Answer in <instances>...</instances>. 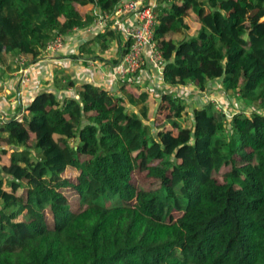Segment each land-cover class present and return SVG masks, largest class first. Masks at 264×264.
Returning <instances> with one entry per match:
<instances>
[{"label": "trees", "instance_id": "trees-1", "mask_svg": "<svg viewBox=\"0 0 264 264\" xmlns=\"http://www.w3.org/2000/svg\"><path fill=\"white\" fill-rule=\"evenodd\" d=\"M120 2L0 0V65L42 58ZM155 13L172 91L160 106L147 84L118 96L56 76L76 94L43 92L0 128V264H264V0H157ZM117 41L108 30L73 52ZM209 91L245 108L217 110Z\"/></svg>", "mask_w": 264, "mask_h": 264}, {"label": "built area", "instance_id": "built-area-1", "mask_svg": "<svg viewBox=\"0 0 264 264\" xmlns=\"http://www.w3.org/2000/svg\"><path fill=\"white\" fill-rule=\"evenodd\" d=\"M156 6L157 0H121L116 10L111 14L99 11L94 12V24L87 31L93 32L96 30L97 33L104 34L106 31L112 30L118 37L119 49L121 52L124 51L125 48L127 50L125 54H123V52L121 53V57L115 65L110 66V68H113L111 69L113 70L111 74L108 73L110 69L107 70L110 64L107 65L103 62L102 66L98 65L99 68L102 69L101 73L104 74L101 80H106L110 75H113L117 81L122 83H128L130 85L147 84L148 87L156 93L157 89L155 87L161 89L163 94L172 92L168 89H162L159 86V84H162L160 82L156 83V86L153 87L155 82L154 73L159 76L162 82L165 67L164 57L155 39V30L158 25L155 13ZM67 42L68 41H66L65 37L62 35H58L54 40L49 42L43 61L28 63L24 58H18L16 60V63L21 67L19 72L20 77L18 79L20 94L26 88L29 89L32 86V78L30 76L31 70L40 65V63L42 64L45 62L49 57L62 56L66 51ZM127 44H129L128 47ZM62 59L65 65L66 63L72 64L75 61L71 56L62 57ZM78 61L89 62L83 58L78 59ZM93 75L94 72L92 71V76ZM188 90L191 93L195 92L190 86ZM190 92L183 88H177L173 91L179 98L186 97L187 94L190 95ZM207 93L205 94L206 96L204 95L207 97L206 100L209 98ZM238 102L239 101L235 102V106L231 108L227 106L221 107V105L218 106L220 110L224 108L232 115L236 112H241L245 108L241 103L238 104ZM22 117L23 115L21 114V118ZM7 122H9V117L0 115V127Z\"/></svg>", "mask_w": 264, "mask_h": 264}, {"label": "crops", "instance_id": "crops-1", "mask_svg": "<svg viewBox=\"0 0 264 264\" xmlns=\"http://www.w3.org/2000/svg\"><path fill=\"white\" fill-rule=\"evenodd\" d=\"M97 35V31L94 30L93 32L80 31L75 30L70 37L65 38L68 40V45L66 51L62 56L57 57H49L45 62L40 65L36 66L34 69L31 70L30 76L32 78V86L29 89H25L20 94L19 88V77H20V65L16 63L18 58L14 60H7L2 65H0V115L8 116L9 119L17 116L19 114L24 115L26 113V107L28 103L32 101L34 97L37 95L42 94L46 91L56 92L60 98H64L66 96H72L76 94V90L73 89H58L55 85L56 76L57 79L60 78L61 85L67 84L66 78L70 75L72 79L76 82V84H85V83H95L100 85L103 88L108 89L111 94L123 96L127 90L131 89V86H128L126 89H123L124 83L117 81L115 77L110 75L106 80H101L102 77V69L99 66H91L90 62H99L100 65L106 63L109 65L110 69L108 71L109 74L113 70L110 68L111 65H115L120 57H121V50L119 49V42L117 43L107 52L103 54H99L96 57L91 58H84L80 54H77L78 51L73 52L74 49L78 50L81 45L85 42L92 40ZM95 48V47H94ZM93 48V49H94ZM74 58V62L72 64L66 63L62 61V57H69ZM27 60L28 63H33L36 61H43L45 55L36 60L32 61L31 57H22ZM83 58L88 60L89 62H79L78 59ZM45 63V64H44ZM35 64V63H34ZM92 71L94 75L92 76ZM155 72V71H154ZM66 73V74H65ZM65 74V75H63ZM155 82L153 87L156 86V83L160 82L159 76L154 73ZM161 88H164L163 84H159ZM157 90V95H159V99L157 102H162L161 97L164 95L161 89ZM214 90H218L219 88H213ZM189 92V91H188ZM211 91H209L210 93ZM213 94V92H211ZM216 97L218 98L221 94L219 92H215ZM190 95H186L187 101H190L193 98L194 103L201 104V98L197 95H193L190 99ZM186 101V102H187ZM188 105H191L187 102Z\"/></svg>", "mask_w": 264, "mask_h": 264}, {"label": "rangeland", "instance_id": "rangeland-1", "mask_svg": "<svg viewBox=\"0 0 264 264\" xmlns=\"http://www.w3.org/2000/svg\"><path fill=\"white\" fill-rule=\"evenodd\" d=\"M263 21H264V19H263ZM174 38H177V37L175 36ZM93 64H94V65H93ZM90 65L96 67V66H98V65H100V64H99V62H97V63L94 62V63H93V62L91 61V62H90ZM101 66H102V65H101ZM65 74H66V73H65ZM65 74H63V75H65ZM103 75H104V74L102 73V78H103ZM165 95H166V94H164V95L161 97V99H163V97H164ZM207 95L209 96V98L207 99V104H208L209 102H211L212 100H214V101L216 100L217 102H221V103H219V104H220L221 107H222V105H223V102H222L223 100H222V98H221V99H219V97L217 98L214 92H213V94H211V93L208 92ZM159 98H160V97H159ZM159 98H158V99H159ZM190 98H191V96H190ZM190 98H188V99H190ZM158 99H157V100H158ZM192 101H194L193 98H191L190 101H187V102H189L192 106H193V105H197V104H199V103H194V104H193ZM203 103H204V101H203V102L201 101V104H203ZM240 103H241V101L238 102V104H240ZM160 104H161V102H160V103L157 102V106H160ZM216 105H217V104H216ZM246 105H247V107H250L249 109H252V107H253V105H252V104H249V103H246ZM217 110H220V108H219L218 105H217ZM20 118H21V114H19V115H17V116H14L12 119L10 118L9 121H11V120H16V119H20ZM21 119H22V118H21ZM21 119H20V120H21ZM150 123L153 124V121L151 120ZM0 128H1V127H0ZM29 143L32 144V143H33V140H30ZM51 158H52L51 161H52V160H59V158L57 157V154H55V153L51 155ZM137 173H138V172H137ZM137 178H138V181H140V183L144 184L145 186H148V185H149V183H147L146 180L143 179V177L138 176ZM72 204H73L74 207H77V206H78L77 200H73V201H72Z\"/></svg>", "mask_w": 264, "mask_h": 264}]
</instances>
